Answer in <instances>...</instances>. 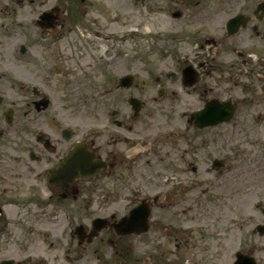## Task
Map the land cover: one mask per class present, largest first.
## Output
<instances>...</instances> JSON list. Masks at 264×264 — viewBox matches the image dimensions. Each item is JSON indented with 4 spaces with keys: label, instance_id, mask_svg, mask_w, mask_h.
Listing matches in <instances>:
<instances>
[{
    "label": "flooded vegetation",
    "instance_id": "1",
    "mask_svg": "<svg viewBox=\"0 0 264 264\" xmlns=\"http://www.w3.org/2000/svg\"><path fill=\"white\" fill-rule=\"evenodd\" d=\"M259 130L264 0H0V264H188L172 178Z\"/></svg>",
    "mask_w": 264,
    "mask_h": 264
},
{
    "label": "rangeland",
    "instance_id": "2",
    "mask_svg": "<svg viewBox=\"0 0 264 264\" xmlns=\"http://www.w3.org/2000/svg\"><path fill=\"white\" fill-rule=\"evenodd\" d=\"M122 5L128 15V2L122 1ZM123 23L125 24L123 29L131 31L128 17L124 18ZM131 47L132 43L129 39V43L125 42V51L131 52ZM139 81L140 78L137 82ZM129 91L132 93L134 89ZM240 116L239 114V121H241ZM230 122L233 123L234 119ZM227 129V131L230 130V125H227ZM227 131L223 133L225 134ZM240 131L245 133L246 128L242 127ZM259 132L264 134L261 130ZM230 134L231 140L238 139L236 142H231L230 151L227 147L223 153L215 152L213 154V156H224L223 161L226 166H230L229 169L225 171H222V168L207 170L210 164L204 162L197 167V170L184 172L178 176V179L172 178L173 182H175L174 180L179 181L180 184H185L184 186L188 189L184 208L189 216L195 217L190 221L192 223L190 229L186 231L187 243L191 245L190 259H188L191 264H231L235 259L234 252L236 250L252 255L251 251L254 246H256L253 250L257 257L256 264H264V235L260 236L256 232L251 234V227L261 222L264 215L260 209L264 207V159L247 156L252 153H260V150L257 149L258 145L251 144L254 142L250 141L252 136ZM225 139H227V135L223 136V140ZM238 144H241L242 148H239ZM241 150L246 151L247 154H242ZM247 157L248 159H246ZM252 159L258 160V166L253 169L254 166L249 165L248 170L244 169L243 163ZM158 188L160 186L155 187L153 192L160 193ZM189 188H192L194 192L190 193ZM165 230L164 227L160 231L164 232ZM168 237L170 238L164 240H167V244L175 242L173 234L170 233ZM179 239H183V234ZM183 242L178 247L172 245L175 254L182 253L186 256L188 248L183 245ZM252 244L255 245L252 246ZM179 246H183V249L180 248V252ZM145 253L150 254V248H147Z\"/></svg>",
    "mask_w": 264,
    "mask_h": 264
},
{
    "label": "water",
    "instance_id": "3",
    "mask_svg": "<svg viewBox=\"0 0 264 264\" xmlns=\"http://www.w3.org/2000/svg\"><path fill=\"white\" fill-rule=\"evenodd\" d=\"M127 83H129V81H128ZM244 259H247V260L250 262V263L247 262L248 264H252V260H251V259H248L247 257L242 256V255H241V256L238 255V260H237V262H238V263L242 262V264H243V262H245V261H243Z\"/></svg>",
    "mask_w": 264,
    "mask_h": 264
}]
</instances>
